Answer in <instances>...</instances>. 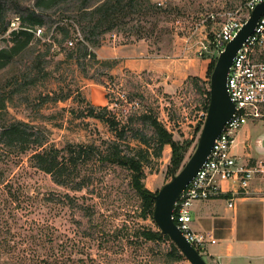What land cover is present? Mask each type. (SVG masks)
Returning <instances> with one entry per match:
<instances>
[{"label": "rangeland", "instance_id": "1", "mask_svg": "<svg viewBox=\"0 0 264 264\" xmlns=\"http://www.w3.org/2000/svg\"><path fill=\"white\" fill-rule=\"evenodd\" d=\"M83 1L68 0L48 10L46 34L0 70V94L7 99V110L0 111V126L15 119L27 121L43 130L47 147L63 149L69 143L106 147L105 140L115 139L121 150L130 151L138 143L134 130L153 134L142 117L152 112L175 139L192 140L182 164L174 168L178 172L196 148L202 129L197 132L196 127L204 118L205 91L210 89L208 64L218 56L200 54L198 42L218 23L206 22L202 35V27L197 30L196 25L211 12L244 8L246 0H139L134 8H126L111 31L100 36L101 45L93 48L95 58L73 52L84 37L76 16ZM98 1L88 0L90 5ZM8 4L12 16L33 0H9ZM58 24L69 27L73 46L55 29ZM126 44L135 47L137 60L159 58L157 68L118 65L119 60L110 57L111 46ZM5 45L0 39V47ZM104 60L116 64L109 67ZM91 104L108 106L107 115L126 127L124 139L107 121L88 114ZM238 135L235 151L242 160L246 153L264 159V153L257 151L264 137V116L250 119ZM33 152L11 148L0 154V264H192L186 257L172 256L170 240L143 241L135 236L139 228H155L156 223L142 217L141 199L128 169L92 156L96 161L80 167L90 184L73 191L36 167L30 160ZM170 156L171 147L166 145L161 158L146 168L144 182L151 191L171 179ZM5 238H13L15 247L1 244Z\"/></svg>", "mask_w": 264, "mask_h": 264}, {"label": "trees", "instance_id": "2", "mask_svg": "<svg viewBox=\"0 0 264 264\" xmlns=\"http://www.w3.org/2000/svg\"><path fill=\"white\" fill-rule=\"evenodd\" d=\"M68 0H33L32 5L9 13V0H0V39L6 41V45L0 47V70L10 64L17 56L23 54L32 47L34 40H40L46 33L44 26L47 24L46 17L51 14L48 10L54 9ZM78 8L77 21L81 23L84 33L83 39L73 52H77L79 57L95 58L96 53L93 48L101 45L100 36L111 31L117 23L124 17L126 8H134L139 0H99L94 4H89L88 0ZM12 21L16 22L15 27L11 26ZM52 22V20H51ZM51 28L49 25L48 29ZM41 29L40 35L37 34ZM61 32L63 39L68 45L70 29L66 25H57L55 27ZM74 45V42H73ZM71 45V46H73ZM217 57L211 59L208 64V74L215 67ZM103 64L113 67L115 60H104ZM206 102L204 109L207 112L210 100V90L205 91ZM69 94L66 95L67 98ZM5 97L0 94V111L7 110ZM108 106L90 105L88 114L93 117L107 121L117 137L124 139L126 136V127H119V122L115 116L107 115ZM143 119L152 127L153 134L147 135L143 131L134 130L133 137L138 142L137 145L130 148V151L120 149L118 141L115 139L105 140L106 147H101L96 143H69L63 149L53 145L45 146L48 141L43 130L27 121L15 119L0 126V148L2 150L13 149L17 152H26L33 149L30 160L36 167L51 175L52 179L59 185L69 187L73 191H82L90 184V178L81 175L80 167L90 161L92 156L101 162L118 165L129 170L131 185L141 199V215L144 219L151 218L154 223L153 211L155 206L154 195L156 192L151 191L145 184L146 168L151 167L155 160L161 158L166 145L171 147L170 170L178 168L192 145V140L175 139L173 132L159 120L152 112L144 113ZM204 120L200 121L196 127L200 131ZM0 149V154L2 150ZM1 156V155H0ZM1 160V157H0ZM0 167V184L2 181ZM67 196L72 199L68 194ZM135 236L143 241L170 240L172 246V256L185 258L175 243L166 234H163L156 227L143 226L135 232ZM13 246L16 241L13 238H5L1 244Z\"/></svg>", "mask_w": 264, "mask_h": 264}, {"label": "built area", "instance_id": "3", "mask_svg": "<svg viewBox=\"0 0 264 264\" xmlns=\"http://www.w3.org/2000/svg\"><path fill=\"white\" fill-rule=\"evenodd\" d=\"M262 1L264 0H246L244 8L240 6L202 16L196 25L197 30L205 28L208 21L218 23V27L198 41L201 44L199 53L213 52L218 55L237 34L255 5ZM15 25L16 22L12 21L11 26ZM40 33L41 29H38L37 34ZM73 42L69 40L68 45H73ZM227 90L235 104L234 113L216 138L206 161L183 190L173 211V219L185 237L204 254L207 244L215 243L216 239L193 228V203L199 199L220 196L223 192L222 183L227 180L238 184L237 189L232 191V197L249 196L252 192V180L258 173H264V159L248 164L235 151L238 130L250 119L264 116V14L232 60L227 76ZM206 114L205 111L202 120ZM229 206H234L233 198L229 200ZM214 264L222 263L218 261Z\"/></svg>", "mask_w": 264, "mask_h": 264}, {"label": "crops", "instance_id": "4", "mask_svg": "<svg viewBox=\"0 0 264 264\" xmlns=\"http://www.w3.org/2000/svg\"><path fill=\"white\" fill-rule=\"evenodd\" d=\"M201 30L199 35L205 32V28ZM134 48H129L127 44L113 45L110 57L117 58L118 65L154 71L156 61L160 59L151 56L150 59H142L143 62L137 60L134 58ZM101 103L104 104V101ZM242 149L246 150L244 144ZM246 154L244 162L253 164L257 160L252 154ZM237 187V182L233 180L224 181L220 196L193 203V228L216 239L215 243H208L206 247L204 259L208 264L218 261L222 264H239L242 261H246V264H264V173H258L252 180L251 195L232 197V191ZM232 198L234 206L230 207L229 200Z\"/></svg>", "mask_w": 264, "mask_h": 264}, {"label": "water", "instance_id": "5", "mask_svg": "<svg viewBox=\"0 0 264 264\" xmlns=\"http://www.w3.org/2000/svg\"><path fill=\"white\" fill-rule=\"evenodd\" d=\"M264 14V1L255 5L237 34L219 51L215 67L210 77V100L207 114L202 125L195 150L172 177L154 195V221L163 234L175 243L181 253L192 264H208L201 253L189 242L173 219V211L183 190L206 161L216 138L220 135L226 122L232 117L235 104L227 90V76L232 60L244 41L253 32L259 18ZM259 153H264V137L257 147Z\"/></svg>", "mask_w": 264, "mask_h": 264}]
</instances>
